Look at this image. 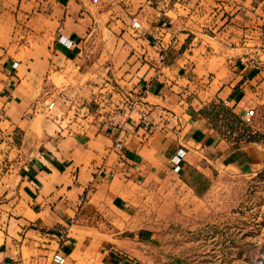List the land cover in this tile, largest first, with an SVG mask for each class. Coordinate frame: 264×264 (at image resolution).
Returning <instances> with one entry per match:
<instances>
[{
    "label": "crops",
    "instance_id": "1",
    "mask_svg": "<svg viewBox=\"0 0 264 264\" xmlns=\"http://www.w3.org/2000/svg\"><path fill=\"white\" fill-rule=\"evenodd\" d=\"M215 107L264 113V0H0V264L143 261L190 167L264 164Z\"/></svg>",
    "mask_w": 264,
    "mask_h": 264
},
{
    "label": "rangeland",
    "instance_id": "2",
    "mask_svg": "<svg viewBox=\"0 0 264 264\" xmlns=\"http://www.w3.org/2000/svg\"><path fill=\"white\" fill-rule=\"evenodd\" d=\"M210 111L223 131L232 128L240 140L264 141V113L246 123L225 108ZM188 175L205 203L193 204L189 210L179 207L160 220L146 247L148 255L138 262L264 264V164L254 171L224 169L212 181L193 167Z\"/></svg>",
    "mask_w": 264,
    "mask_h": 264
},
{
    "label": "built area",
    "instance_id": "3",
    "mask_svg": "<svg viewBox=\"0 0 264 264\" xmlns=\"http://www.w3.org/2000/svg\"><path fill=\"white\" fill-rule=\"evenodd\" d=\"M134 24L138 25V22L136 20H134ZM18 63L17 61L13 62V65L16 66ZM131 103L133 105H135L136 101L132 100ZM256 115V110L254 108H250L248 109L242 116V119L246 122V123H252L253 119ZM143 120L145 121L146 124H149L148 122V115L146 112H143ZM114 147L117 149H122L123 148V143L120 140L115 141L114 143ZM185 154V151L183 149H180L178 151V153H176L173 157H172V162L174 163V168L176 170H180L181 169V164L180 161L183 157V155ZM86 195L82 196V199L85 200L86 199ZM66 258H67V254L63 249H57L53 252L51 260L49 262V264H66ZM129 264H140L138 261L136 260H132L129 262Z\"/></svg>",
    "mask_w": 264,
    "mask_h": 264
},
{
    "label": "trees",
    "instance_id": "4",
    "mask_svg": "<svg viewBox=\"0 0 264 264\" xmlns=\"http://www.w3.org/2000/svg\"><path fill=\"white\" fill-rule=\"evenodd\" d=\"M221 108V107H220ZM208 114L211 116L212 114H211V112H208ZM212 117V116H211Z\"/></svg>",
    "mask_w": 264,
    "mask_h": 264
}]
</instances>
